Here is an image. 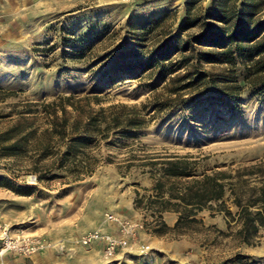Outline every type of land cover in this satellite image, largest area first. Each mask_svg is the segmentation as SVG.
<instances>
[{
	"label": "rangeland",
	"instance_id": "obj_1",
	"mask_svg": "<svg viewBox=\"0 0 264 264\" xmlns=\"http://www.w3.org/2000/svg\"><path fill=\"white\" fill-rule=\"evenodd\" d=\"M183 12V0H0V88L12 91H0V130L25 102L57 94L94 93L102 104L143 100L163 81L146 74L134 78L125 65L174 32ZM144 21H151L150 30L138 42L129 24ZM139 43L146 48L136 47ZM128 135L110 136L108 144L98 140L93 148L96 166L76 180L56 176L37 181L38 172L29 166L32 146L25 153L0 157V226L48 243L27 256L8 253L4 264H216L234 253L246 255L238 264H264V227L258 228L252 244L238 241L233 235L236 223L229 220L227 225L224 215L222 229L204 226L197 218L179 233L155 234L152 214L143 204L133 207L135 196L149 195L152 189L133 191L135 212L127 204L130 185L158 165L148 164V159L184 156L196 173H231L264 157L263 96L246 86L235 97L205 92ZM17 187L28 194L13 192ZM229 199L226 192L224 201L233 213ZM104 213L143 222L129 247L117 249L108 260L99 244L75 242L85 230L113 228ZM139 244L148 248L139 251Z\"/></svg>",
	"mask_w": 264,
	"mask_h": 264
},
{
	"label": "trees",
	"instance_id": "obj_2",
	"mask_svg": "<svg viewBox=\"0 0 264 264\" xmlns=\"http://www.w3.org/2000/svg\"><path fill=\"white\" fill-rule=\"evenodd\" d=\"M203 1L183 0V18L175 31L126 63L134 78L146 74L163 81L143 100L102 104L98 95L85 93L25 102L14 111L15 119L0 130V157L25 153L32 146L29 166L38 172L37 181L56 176L81 179L98 162L93 151L98 140L108 144L110 136H129L158 115L199 100L202 93L235 97L246 86L264 97V0H207L202 5ZM150 22L130 23L132 37L143 42ZM142 44L136 47L144 48ZM147 162L158 164L149 170L152 193L135 196L133 207L143 204L155 213V234L179 233L182 226L198 221L194 215L202 208L222 212L227 225L234 221L233 235L245 244H252L258 228L264 227V157L231 173L221 169L196 173L190 161L178 155ZM51 169L63 173L56 175ZM22 190L12 189L28 194ZM226 192L235 207L233 213L224 201ZM169 209L177 212L172 226L160 218V211ZM244 257L234 253L216 264H238Z\"/></svg>",
	"mask_w": 264,
	"mask_h": 264
},
{
	"label": "built area",
	"instance_id": "obj_3",
	"mask_svg": "<svg viewBox=\"0 0 264 264\" xmlns=\"http://www.w3.org/2000/svg\"><path fill=\"white\" fill-rule=\"evenodd\" d=\"M147 210L152 217L155 216L151 209L147 208ZM103 216L105 220L114 224V233L89 229L79 233L75 242L81 246L99 244L102 258L108 260L117 249L129 247V241L134 238L138 229L143 228V222L140 219L118 217L113 213H104ZM47 244L42 237L29 233H12L5 225H2L0 226V264H4L3 257L8 253L27 256L44 248ZM147 248L146 244L138 245L139 251Z\"/></svg>",
	"mask_w": 264,
	"mask_h": 264
},
{
	"label": "crops",
	"instance_id": "obj_4",
	"mask_svg": "<svg viewBox=\"0 0 264 264\" xmlns=\"http://www.w3.org/2000/svg\"><path fill=\"white\" fill-rule=\"evenodd\" d=\"M135 184L130 185L132 188L131 190H127L129 192V199L127 200V204L130 206L132 212H135V209L132 207V197L131 195L133 194L134 190L141 189L143 192H147L152 189L154 180L151 178L149 175H142L141 177H138L137 179L134 180ZM141 186L140 188L138 186ZM131 192V193H130ZM225 197V195H224ZM231 209V205L228 207ZM177 216V212L173 210H161L160 211V218L164 221V223L167 226H172L174 223L175 219ZM196 218L200 219V222L202 225L207 226V225H212L214 224L217 228L222 229L224 227V216L222 212H217L213 215L209 214V211L205 210V208H202L198 210L195 215ZM113 228L105 229V227H102V230L107 231V232H115V226L112 224ZM107 228V227H106Z\"/></svg>",
	"mask_w": 264,
	"mask_h": 264
}]
</instances>
